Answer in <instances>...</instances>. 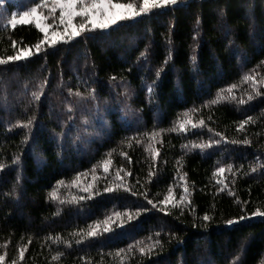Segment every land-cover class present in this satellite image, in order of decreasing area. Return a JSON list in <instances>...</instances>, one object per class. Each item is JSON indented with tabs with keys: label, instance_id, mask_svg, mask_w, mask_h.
<instances>
[{
	"label": "trees",
	"instance_id": "trees-1",
	"mask_svg": "<svg viewBox=\"0 0 264 264\" xmlns=\"http://www.w3.org/2000/svg\"><path fill=\"white\" fill-rule=\"evenodd\" d=\"M41 2L6 0L0 5V58L43 38L34 24L12 29L7 23L15 9ZM45 49L0 65L4 264H264V217L227 224L257 208L264 211V167L251 172L264 165V86L257 85L260 96L238 104L248 94L255 96L243 77H264V0H190ZM233 84L236 101L210 104ZM41 85V98L34 100L32 92ZM185 112L193 122L204 119L207 127L171 131ZM248 117L254 122L238 131ZM29 120L30 128L18 126ZM209 128L229 142L203 151L182 147L218 139ZM154 131L161 133L155 162L146 151L145 135ZM245 138L248 144L230 142ZM109 158L105 178L100 165ZM228 164L234 175H213ZM94 167L99 195L65 204L50 198L60 181L70 186L78 174L88 173L81 186L91 182ZM121 167L132 173L126 179L137 195L103 191ZM150 170L156 174L149 181ZM185 173L191 206L182 205L183 213L169 206L165 214L140 195L147 192L156 203L172 187L179 200L185 183L179 176ZM220 179L228 185L224 191ZM79 195H86L80 187L59 188L62 199ZM143 208L149 210L123 228L113 226L111 233L80 244V237L72 235L114 211ZM206 214L208 221L202 219ZM156 240L160 246L151 254L135 248L127 252L137 241ZM21 248H26L23 261ZM120 249L125 250L123 260L115 256Z\"/></svg>",
	"mask_w": 264,
	"mask_h": 264
},
{
	"label": "snow or ice",
	"instance_id": "snow-or-ice-1",
	"mask_svg": "<svg viewBox=\"0 0 264 264\" xmlns=\"http://www.w3.org/2000/svg\"><path fill=\"white\" fill-rule=\"evenodd\" d=\"M179 2L180 0H128V2H122V0H42L41 3H36L35 6L30 7L28 10H25L22 13L13 14L11 16V19L8 20L7 23L12 27V29H15L17 25L34 24L35 28L43 34V38L40 39L39 42L34 46L20 47L15 51L13 55L7 56L6 59L0 58V65H5L9 62H19L27 60L30 57L38 55L42 51H45V46L54 47L60 43H68L85 33L108 31L118 26L121 22L132 21L142 16H147L153 13L154 10L164 9L169 6H175ZM44 9H47V15L44 14ZM57 11L59 12L58 17L56 16ZM17 15L19 16V18H17ZM49 19L52 20L51 24L47 23ZM12 48L17 49L16 41H12ZM33 48L35 49L34 51ZM157 75H159V73H157ZM257 75L258 73L256 75H245L243 77L244 82L250 83L252 92L255 94V96L253 94H248L247 99H239L238 104L245 105L248 102L252 101L256 96H260L262 94L257 85L259 84L261 86H264V77H261L259 80H257ZM236 87L237 86L233 84L231 87L221 90V92L217 94L216 98L210 101V104H218L224 101H236L237 97L233 94V90ZM42 92L43 85L40 86L39 91L32 92V98L37 101L40 100ZM148 92H152L151 86H149ZM224 92H227V95H224ZM75 95L79 96L80 93L76 92ZM192 111L196 110L194 109ZM183 117L184 118L178 121L176 127L171 129V131H179L183 133L187 132L189 129L207 127L204 119H200L198 122H193L190 112L183 113ZM250 122H254L252 117H248L244 121L240 122L237 130L243 131L245 129V125L249 124ZM31 123V120H29L27 123L19 124L18 126L23 128H30ZM208 131L213 132V135L219 138L209 139V141L207 142L190 143L183 145L182 147L187 151H192L194 149L203 151L205 149L213 147L214 145H219L222 141L229 142L222 133L214 132L211 128H209ZM145 135L148 136L149 140L146 151L155 162L157 157L160 155L159 149L156 147V144L160 142L157 138L161 135V133L154 131L151 134ZM136 142L140 143L139 140H137ZM230 142L234 144H248L250 141L245 138L242 141L232 140ZM108 155L110 157L111 153H109ZM122 155L127 156L126 153H122ZM15 162H18V158ZM129 163H131L130 159ZM177 163L180 164V161H177ZM111 165L112 160L110 158L102 161L100 165V167H102L103 169V173L105 174V178H107L109 174ZM3 167V165H0V169H2ZM260 167H264V165L257 164L255 167L251 168V172H256ZM91 171V182L83 184L81 186V177L88 175V173H81L73 179L72 184L70 185L80 187V191L85 193L86 195L72 196L71 199L60 198L59 188L61 186L70 187L69 185H65L64 181H60L58 182L57 187L50 193V198L54 201H59L60 204H65L79 203L86 199H92L94 195H99V191L96 190V181L98 180V177L95 175L96 168L94 167ZM226 171L229 173H233V166L231 164H228L226 167H217L213 175H219L223 177V174ZM155 174L156 173L154 170L149 171V181ZM234 174L235 173H233V175ZM131 175L132 173L125 171L123 167L117 169L115 171V175L112 178V182L108 186H106L103 191L105 193H111L114 191L124 190L126 192H131L134 196L137 195L138 193L132 191L127 183L126 178ZM186 175L187 174L185 173L179 176V179L185 182L183 186V194L180 195L179 200H176L172 187H169L167 190V194L163 197V199L159 200L156 203H154L152 199H148L147 192L140 193V195H143V197L147 200V203L151 205L152 208L159 207V210L165 212V214H169L167 212L169 206H171L172 208H178L182 205L184 207H189L191 206V200L189 199L190 193L186 182ZM137 183H139V181H137ZM217 183L221 185L219 189L220 191H224L228 188V185L224 182V179L218 180ZM229 194L233 195L234 193L229 192ZM148 210L149 209L147 208H143L137 209L136 211H114L110 215H107L102 221H96L93 224H89L87 227V231L74 232L72 233V235L74 237H80L76 240V243L80 244L89 238H96L105 233L113 232V226L117 228H123L125 223L136 219L142 211ZM193 211L195 210L193 209ZM181 213H183L182 207ZM251 217H264V211L257 208L254 212L251 213L250 216L241 215L238 220H228L227 224L232 225ZM202 219L204 221H208L211 219V217L206 214ZM156 235L159 236V233H157ZM59 240L60 237L57 236L56 241ZM158 246H160L159 240H156L154 243L148 244H145L144 241H137L135 245H129L127 252L131 253L135 248L141 255H148L151 254L152 250ZM25 251L26 248H21L19 250L20 261H23L25 257ZM124 252V249H120L115 253V256L121 257V260H123L124 257H122L121 254ZM52 259H59V254L53 256ZM4 261L5 255H0V264H4ZM12 264H16V260H13Z\"/></svg>",
	"mask_w": 264,
	"mask_h": 264
},
{
	"label": "rangeland",
	"instance_id": "rangeland-1",
	"mask_svg": "<svg viewBox=\"0 0 264 264\" xmlns=\"http://www.w3.org/2000/svg\"><path fill=\"white\" fill-rule=\"evenodd\" d=\"M188 1H190V0H180V2H179L178 4H185V3H187ZM5 3H6V0H0V5H2L3 7H4ZM3 7H2V8H3ZM30 7H32V6L26 5L25 9L22 10V11H18L17 9H15V10L11 13V15H10V19H11V16H12L13 14H19V13H22L23 11L28 10ZM159 10H160V9H159ZM43 11H44V14H45V15L48 14V13H47V9H44ZM154 11H155V10H154ZM58 15H59V12L57 11L56 16L58 17ZM17 18H19L18 15H17ZM47 23L51 24V23H52V20L49 19V20L47 21Z\"/></svg>",
	"mask_w": 264,
	"mask_h": 264
}]
</instances>
